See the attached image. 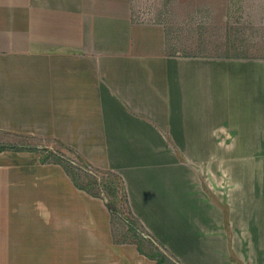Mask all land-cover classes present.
<instances>
[{
    "label": "crops",
    "instance_id": "0c3cea01",
    "mask_svg": "<svg viewBox=\"0 0 264 264\" xmlns=\"http://www.w3.org/2000/svg\"><path fill=\"white\" fill-rule=\"evenodd\" d=\"M134 3L0 0V133L120 176L175 264H264V57L170 55ZM111 220L63 167L0 154V264H157Z\"/></svg>",
    "mask_w": 264,
    "mask_h": 264
},
{
    "label": "rangeland",
    "instance_id": "374dc122",
    "mask_svg": "<svg viewBox=\"0 0 264 264\" xmlns=\"http://www.w3.org/2000/svg\"><path fill=\"white\" fill-rule=\"evenodd\" d=\"M134 8L135 16L144 22L165 25L169 35L167 53L170 55L194 58L201 57V54L207 58L264 57V0H135ZM170 143L180 160L178 144ZM0 145L36 148L43 162H63L69 168L73 164L80 167L77 168L78 175L83 178L90 176L83 166V161H87L78 152L52 138H14L0 133ZM117 204L125 214L122 213L115 221V236L119 241H131L133 236L128 233L124 222L131 218L126 214L125 204L121 201ZM139 231L146 237L145 251L153 252L150 244L153 247L158 244L147 235L146 230ZM158 247L166 256V264H175L171 256Z\"/></svg>",
    "mask_w": 264,
    "mask_h": 264
},
{
    "label": "trees",
    "instance_id": "16d2710c",
    "mask_svg": "<svg viewBox=\"0 0 264 264\" xmlns=\"http://www.w3.org/2000/svg\"><path fill=\"white\" fill-rule=\"evenodd\" d=\"M168 32H167V42H169L168 39ZM169 47V44H168ZM173 56H176V54H174ZM191 57L189 55H185V57ZM201 56H204L201 54ZM5 151H14V152H36L37 149L36 148H24L23 146L18 147V146H11V145H0V154L5 152ZM78 159H80V157L78 156ZM43 163H46L45 161ZM71 163V162H70ZM52 164H56L59 165L61 167L64 168V170L66 171L67 175L72 179V181L74 182V184L77 186L78 189L85 191L86 193H88L89 195L95 197V198H100L105 200L106 205L111 213V223H112V229H113V233H114V229H115V221L117 220V218L119 219L122 216V213L125 214V211H121L118 208L117 204L118 202H122L125 204V209H126V214L131 218V219H125L124 222L127 224L128 226V233L132 234V239L133 240H129V241H119L117 239V237L115 236L114 233V237H115V242L117 244H131V245H135L138 248V251L141 255L147 257L150 260L155 261L157 264H166L167 263V259L165 254H163L160 250H159V245H157V243H155L153 240H151L152 242H154L157 247H153L152 243L150 244L153 248V252H147L144 249V242H146V240L143 236V232L139 231V230H145V228L143 227V225L139 222V220L133 215L130 205H129V200H128V195H127V191H126V187H125V183L123 181V179L118 176L115 173L109 172V171H103V170H99L96 168H93L91 165H89L87 162L83 161V166H84V170H86L87 172H89L88 174H90V176L88 177H82L80 175L77 174V168L80 167H76L75 165L72 164L71 168H69L68 165H65V163L63 162H56V163H52ZM86 174V175H88ZM103 176V178L98 179V176ZM149 235V234H147ZM150 236V235H149ZM151 238V236H150ZM149 243V242H148Z\"/></svg>",
    "mask_w": 264,
    "mask_h": 264
}]
</instances>
